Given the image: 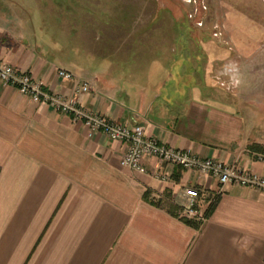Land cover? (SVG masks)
I'll use <instances>...</instances> for the list:
<instances>
[{
    "label": "crops",
    "instance_id": "obj_1",
    "mask_svg": "<svg viewBox=\"0 0 264 264\" xmlns=\"http://www.w3.org/2000/svg\"><path fill=\"white\" fill-rule=\"evenodd\" d=\"M41 5L0 0V61L64 96L73 82L56 69L68 70L90 82L76 96L84 109L264 177L258 159L264 152L251 146H264V44L235 46L240 56L229 61L238 65L237 82L224 77L217 91L215 76L201 77L181 92L177 77L171 87L149 74L120 80L122 73L110 70L114 62L85 60L64 15L50 27ZM133 22L126 38L141 32L135 25L150 22V15ZM121 153V142L88 134L80 121L0 81V264H264L262 191L219 184L154 158H145L147 172L138 173L119 165ZM190 186L201 216L197 228L167 212Z\"/></svg>",
    "mask_w": 264,
    "mask_h": 264
},
{
    "label": "rangeland",
    "instance_id": "obj_2",
    "mask_svg": "<svg viewBox=\"0 0 264 264\" xmlns=\"http://www.w3.org/2000/svg\"><path fill=\"white\" fill-rule=\"evenodd\" d=\"M37 1L50 27H56L58 14L64 15L85 60L95 66L114 62L110 70L120 71V80L149 74L155 81L167 78L166 86L171 87L177 77L181 92L192 91L190 82L201 77L215 76L217 91L224 77L237 82L238 65L229 61L240 56L235 46L264 44V0ZM141 15H150V22L140 28L136 24L141 32L126 38L125 32ZM114 46L119 49L115 54Z\"/></svg>",
    "mask_w": 264,
    "mask_h": 264
},
{
    "label": "built area",
    "instance_id": "obj_3",
    "mask_svg": "<svg viewBox=\"0 0 264 264\" xmlns=\"http://www.w3.org/2000/svg\"><path fill=\"white\" fill-rule=\"evenodd\" d=\"M56 75L73 82L71 94L64 96L42 88L40 81L29 73L5 62L0 61V81L13 87L19 94L33 102L45 103L54 110L69 115L71 120L80 121L90 132H100L112 140L121 142L122 153L119 165L138 173H146L143 161L154 158L157 163H170L183 169L192 170L197 176L206 175L219 184H234L259 189L264 193V177L247 171L236 164H228L210 157H200L188 149L165 145L152 136L145 135L143 127L137 123H126L109 120L102 115L84 109L76 96L90 89L89 81H80L65 69H56ZM258 159L264 163V155ZM153 177L164 180L158 171H151ZM196 191L184 187L180 191L178 215L183 218L201 219L195 207Z\"/></svg>",
    "mask_w": 264,
    "mask_h": 264
},
{
    "label": "trees",
    "instance_id": "obj_4",
    "mask_svg": "<svg viewBox=\"0 0 264 264\" xmlns=\"http://www.w3.org/2000/svg\"><path fill=\"white\" fill-rule=\"evenodd\" d=\"M251 146L254 147L255 149H259L262 152H264V146H261V145H258V144H253ZM214 203H215V200L211 201L208 204L207 208L205 209V211L202 214L203 217L207 216L208 213L212 210V208L214 206ZM153 204L154 205H159V203H157V202H153ZM167 212L169 214H171L172 216L178 217L182 222H184L185 224H187V225H189L191 227L197 228L199 223H200L199 219H195V218L188 219V218L180 217L178 215V207L176 205H172L171 203L167 205Z\"/></svg>",
    "mask_w": 264,
    "mask_h": 264
}]
</instances>
